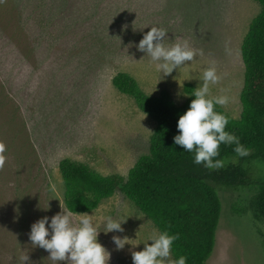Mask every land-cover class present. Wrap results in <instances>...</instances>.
<instances>
[{"label":"rangeland","instance_id":"1","mask_svg":"<svg viewBox=\"0 0 264 264\" xmlns=\"http://www.w3.org/2000/svg\"><path fill=\"white\" fill-rule=\"evenodd\" d=\"M20 2L26 36L16 52L23 64H16L14 55L0 61V84L13 98L8 107L15 109L17 122L10 129L0 127V145L6 141L11 144L0 152L4 157L0 167L4 206L0 214L15 229L30 231L36 220L60 212V203L67 210L61 159L83 162L101 174L126 176L138 158L149 152L156 123L131 96L113 85L112 79L120 71L133 76L148 94L158 95L168 89L180 104L188 97L185 84L196 88L201 83L186 79L214 63L221 79L211 86V95H227L229 102L222 107L232 117H240L245 72L241 45L261 9L259 2ZM151 26L166 29L165 45L187 41L199 53L190 67L180 73L174 69L164 78L155 71L150 58L136 48ZM23 46L33 49L29 57ZM218 193L221 217L214 251L206 264H264V221L253 207L256 190L227 188ZM17 198L21 207L15 204ZM84 213L94 215L101 231L98 241L110 253L108 264H132V251L143 250V243L151 244L149 237L160 232L154 221L119 191ZM79 214L72 213L74 223H78ZM109 216L126 219L124 230L104 233V218ZM113 236L136 239L131 243L138 245L126 244L117 250ZM17 255L12 261L21 264L20 251L9 258Z\"/></svg>","mask_w":264,"mask_h":264},{"label":"trees","instance_id":"2","mask_svg":"<svg viewBox=\"0 0 264 264\" xmlns=\"http://www.w3.org/2000/svg\"><path fill=\"white\" fill-rule=\"evenodd\" d=\"M255 1L261 4V9L252 19L241 45L245 72L240 117L234 118L222 106H215L228 119L226 131L239 137L249 155L238 157L234 145H221L216 159L228 160L221 168L213 170L194 164L192 153L173 141L178 134L177 121L194 99L190 96L193 84H185L189 95L179 104L168 89H162L158 95L148 94L133 76L120 71L113 77V85L131 96L156 123L149 152L138 158L126 176L101 174L83 162L61 159L59 170L68 211L90 212L119 191L152 219L160 232L179 235L172 254L174 258L185 256L186 264H206L214 251L222 209L220 189H255L253 207L257 217L264 221V0ZM24 20L20 0H0L1 62L14 55L15 63L23 64L16 49L20 50L26 36ZM23 48L29 57L33 49ZM0 87V127L10 129L17 123L15 109L11 111L8 107L13 98L8 97L3 85ZM3 146L7 149L11 144L6 141ZM2 200L0 193V209L4 206ZM21 202L17 198L16 206L21 207ZM28 233L29 230L15 229L0 214V264H15L12 259L17 260L18 255L9 257L17 251L29 257L27 264H53L47 258L48 252L31 245Z\"/></svg>","mask_w":264,"mask_h":264},{"label":"clouds","instance_id":"3","mask_svg":"<svg viewBox=\"0 0 264 264\" xmlns=\"http://www.w3.org/2000/svg\"><path fill=\"white\" fill-rule=\"evenodd\" d=\"M166 37V29L151 26L136 44L137 50L150 58L155 71L163 78L170 75L174 69H178L180 73L181 69L190 67L199 54L187 41L165 45ZM191 79L201 83L192 89L190 96L194 99L177 121L178 134L173 137L174 144L182 146L185 152L192 153L194 164H202L205 168L213 170L223 166L222 160L216 159L220 154L221 145H234L233 151L238 157L249 155V150L241 144L239 137L226 131V116L215 110V106H223L229 102L227 95H211V86L217 85L221 79L215 64L210 63L199 70L197 75L186 80ZM3 151L4 146L0 145V152ZM3 163L4 157L0 156V167ZM60 206V212L51 217L43 216L32 223L28 233L31 245L48 252L47 258L53 264H108L110 253L98 241L101 231L97 230L98 224L93 219L94 215L81 213L78 223H74L72 212L65 210L61 203ZM125 220L105 217L103 232L107 234L114 230L123 231L122 223ZM178 238V234H170L168 231L153 234L148 240L151 244L143 243V250L132 251V264H186L185 256L173 259L171 255L173 243ZM112 239L117 250L123 249L126 244L138 245L131 243L136 239L128 237L113 236ZM19 259L21 264H25L29 257L21 256Z\"/></svg>","mask_w":264,"mask_h":264}]
</instances>
